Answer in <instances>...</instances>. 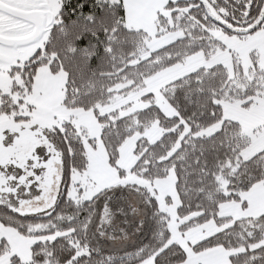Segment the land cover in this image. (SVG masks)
<instances>
[{
  "label": "snow or ice",
  "instance_id": "snow-or-ice-1",
  "mask_svg": "<svg viewBox=\"0 0 264 264\" xmlns=\"http://www.w3.org/2000/svg\"><path fill=\"white\" fill-rule=\"evenodd\" d=\"M0 264H264V0H0Z\"/></svg>",
  "mask_w": 264,
  "mask_h": 264
}]
</instances>
